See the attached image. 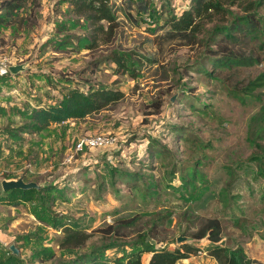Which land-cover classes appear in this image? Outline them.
Here are the masks:
<instances>
[{"label":"rangeland","instance_id":"1","mask_svg":"<svg viewBox=\"0 0 264 264\" xmlns=\"http://www.w3.org/2000/svg\"><path fill=\"white\" fill-rule=\"evenodd\" d=\"M9 1L19 0H0V59L22 70L0 77V182L33 188L0 186V264H71L91 253L124 264L142 251V239L156 249L190 246L195 253L179 264H217L207 236L198 239L214 225L217 245L240 247L264 264V134L252 123L264 88L241 92L264 74V63L227 64L263 56L264 0L223 5L189 46L162 37L193 0H149L147 14L131 20L123 13L105 25L107 35L74 15L71 0H22L10 18L3 9ZM114 1L124 10L130 2ZM72 89L126 97L33 132L32 114L58 106ZM93 137L110 144L79 148ZM52 219L60 227L49 226ZM65 227L92 238L62 250ZM11 245H19L18 257ZM46 254L53 259L42 261Z\"/></svg>","mask_w":264,"mask_h":264},{"label":"trees","instance_id":"2","mask_svg":"<svg viewBox=\"0 0 264 264\" xmlns=\"http://www.w3.org/2000/svg\"><path fill=\"white\" fill-rule=\"evenodd\" d=\"M128 7L124 10L121 5H117L114 0H71L69 5L73 9V14L84 18L94 27V30L98 35H107L105 25H114L122 14L125 13L128 19H135L134 14L141 16L149 12V0H129ZM17 5H14L12 1L5 2L3 9L7 11L9 18L13 11L22 7V0L16 1ZM239 0H193L192 7L184 11L180 17L171 24V30L163 34L162 39L165 41L183 43L184 46L193 45L196 41V36L201 30V26L204 21H209L212 15L221 13L223 5H235ZM124 10V12H122ZM136 10V12H135ZM125 17V18H126ZM126 18V19H127ZM0 19L2 17L0 16ZM3 20V19H2ZM226 34L231 36L226 30ZM225 34V35H226ZM226 35V36H227ZM160 38V37H158ZM258 38V37H257ZM97 39V37H96ZM149 40V39H148ZM151 44L156 43V39ZM259 50L262 51L263 56H249L244 55L236 56L235 59H227L229 66L250 68L258 64L264 63V43H261ZM148 58V57H147ZM226 61L225 59H223ZM224 61H220V64H225ZM115 62L119 63L121 67H126V63L122 62L121 58L115 59ZM148 62L149 67H160V62L156 59H145ZM9 76V75H8ZM264 88V74L256 76L254 79L249 80L248 84L241 89L242 94L251 95L254 91ZM238 96V94H237ZM125 93L114 90H97L94 93L88 95L83 94L79 89L70 90L67 95L62 99L58 106L50 107L48 109H40L35 111L32 116V130L35 133L41 132L52 125H60L70 120H82L90 117L94 114L101 113L116 106L117 103L124 100ZM252 123L257 127L256 135L264 134V105L260 111L252 118ZM251 123V124H252ZM13 192H16L12 190ZM24 191V190H23ZM30 192V190H26ZM53 221V219H52ZM60 222L50 223L48 225L54 228L60 227ZM133 226V223H127ZM124 225V226H128ZM213 228H207L209 232H203L199 235L198 239L207 236L210 241V245L207 247V254L212 257L217 264H259L257 261L248 258L242 248H230L223 244L217 245L220 241L219 230L217 225ZM113 228L111 227L108 234H111ZM114 232V231H113ZM64 237L60 243L62 250H74L84 248L88 241L92 238L91 234L75 229L74 227H65L63 229ZM159 243V241H156ZM143 249L137 253L132 254L126 258L124 264H142V255L151 254L152 258L150 264H179L183 260H187L191 254L195 251L188 245H181L180 248L170 251L167 248L156 249L155 245L149 241L141 240ZM106 249H100L97 254L104 252ZM10 254L18 257L10 250ZM52 258L51 255H45L42 261H47ZM53 259V258H52ZM53 263V261H52ZM70 264V263H69ZM71 264H108L102 259H98L95 254L83 256L82 259L74 260Z\"/></svg>","mask_w":264,"mask_h":264},{"label":"built area","instance_id":"3","mask_svg":"<svg viewBox=\"0 0 264 264\" xmlns=\"http://www.w3.org/2000/svg\"><path fill=\"white\" fill-rule=\"evenodd\" d=\"M11 74V66L7 64L5 60L0 59V77H6ZM110 144L108 138L103 137H93L87 139V141L82 142L79 145V148L82 149L84 146L88 147H106ZM3 182H0V186H2Z\"/></svg>","mask_w":264,"mask_h":264},{"label":"water","instance_id":"4","mask_svg":"<svg viewBox=\"0 0 264 264\" xmlns=\"http://www.w3.org/2000/svg\"><path fill=\"white\" fill-rule=\"evenodd\" d=\"M20 70H22L21 67H11V73L12 74H17ZM2 188L4 192H9L12 190H29L31 188H33V185L31 184H26L25 182H23L22 180L19 181H5L2 184ZM183 240L181 238H179L177 240V242H182ZM11 251L18 255L19 251L15 246H11Z\"/></svg>","mask_w":264,"mask_h":264},{"label":"crops","instance_id":"5","mask_svg":"<svg viewBox=\"0 0 264 264\" xmlns=\"http://www.w3.org/2000/svg\"><path fill=\"white\" fill-rule=\"evenodd\" d=\"M10 192V191H9ZM11 246H15V245H11ZM10 246V247H11ZM18 247H16L18 249V251L20 252V247L19 245H17ZM11 249V248H10ZM151 258H152V255L151 254H143L142 255V264H150V261H151ZM184 261V260H183ZM181 261V262H183ZM51 264V263H50Z\"/></svg>","mask_w":264,"mask_h":264}]
</instances>
